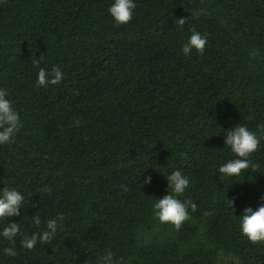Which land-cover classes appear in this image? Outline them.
Here are the masks:
<instances>
[{
	"label": "trees",
	"instance_id": "16d2710c",
	"mask_svg": "<svg viewBox=\"0 0 264 264\" xmlns=\"http://www.w3.org/2000/svg\"><path fill=\"white\" fill-rule=\"evenodd\" d=\"M110 2L0 0V89L21 120L0 145V187L25 195L10 218L22 232L37 210L42 226L63 217L50 242L28 251L17 240L0 264H91L105 249L124 264H264V244L241 235L224 202L235 198L236 216L264 203V139L256 169L216 173L233 158L224 130L264 124V0H134L124 25ZM192 30L207 44L185 56ZM53 66L62 81L38 86L39 68ZM175 170L189 179L179 199L196 208L154 232L152 203Z\"/></svg>",
	"mask_w": 264,
	"mask_h": 264
},
{
	"label": "clouds",
	"instance_id": "9594fccd",
	"mask_svg": "<svg viewBox=\"0 0 264 264\" xmlns=\"http://www.w3.org/2000/svg\"><path fill=\"white\" fill-rule=\"evenodd\" d=\"M134 0H111L107 12L117 25L127 24L135 9ZM176 23L182 26L185 19H177ZM207 44V37L196 30H192L187 40L181 45V52L185 56L193 51L200 53ZM63 79V73L57 66L46 70L39 68L36 76V84L40 87L56 85ZM8 93L0 89V145L14 142L16 134L21 127L18 111L13 107L12 101L7 98ZM264 139V124H258L255 131L246 125L238 123L224 130V147L232 154L231 159L221 163L216 173L220 180L239 177L247 174L248 170H254L257 165L252 163L250 156L260 146ZM167 183V193L160 198H155L152 203L154 217L162 224H171L178 229L189 218V209L195 210L196 205L188 200H181L179 196L189 187V179L181 171L175 170L164 175ZM151 177L145 176L143 183L150 184ZM45 186L41 191L46 190ZM264 200V196L261 197ZM25 195L15 187H0V241H6L8 246L0 249L6 257L17 255V240L21 249L31 251L37 245L50 242L57 234L61 226L62 216L57 214L43 221L37 210L30 217V223L35 227L30 233L22 232L21 222H14L10 218L21 215L24 209ZM226 207L230 210L239 226V231L252 244H264V203L257 207H244L239 216L234 215L235 198L226 200ZM19 238V239H18ZM85 264L88 261L85 260ZM91 264H124L122 258L117 259L115 254L108 249L98 253Z\"/></svg>",
	"mask_w": 264,
	"mask_h": 264
},
{
	"label": "rangeland",
	"instance_id": "374dc122",
	"mask_svg": "<svg viewBox=\"0 0 264 264\" xmlns=\"http://www.w3.org/2000/svg\"><path fill=\"white\" fill-rule=\"evenodd\" d=\"M161 225H162V223H160L156 219L154 222V227H153L154 230L153 231L158 232ZM142 238L147 240L149 238V235L143 234ZM234 262H235L234 259L228 255H221L220 256V264H229V263H234Z\"/></svg>",
	"mask_w": 264,
	"mask_h": 264
}]
</instances>
